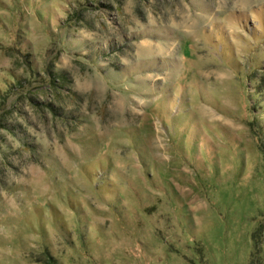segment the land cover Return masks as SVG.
<instances>
[{"label":"rangeland","instance_id":"obj_1","mask_svg":"<svg viewBox=\"0 0 264 264\" xmlns=\"http://www.w3.org/2000/svg\"><path fill=\"white\" fill-rule=\"evenodd\" d=\"M0 264H264V0H0Z\"/></svg>","mask_w":264,"mask_h":264}]
</instances>
